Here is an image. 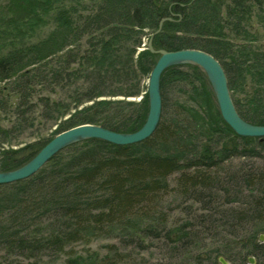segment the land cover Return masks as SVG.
<instances>
[{
	"label": "trees",
	"instance_id": "obj_1",
	"mask_svg": "<svg viewBox=\"0 0 264 264\" xmlns=\"http://www.w3.org/2000/svg\"><path fill=\"white\" fill-rule=\"evenodd\" d=\"M98 1L80 24L70 12L59 10V20L51 35L30 47L35 49L33 59L26 60V54L18 50L0 57V80L20 72L21 78L35 75L43 60L59 52L64 53L60 61L66 57L69 66L76 62L85 66L87 62L92 71L85 75L87 85L74 95L73 107L59 117L54 136L86 123L123 133L143 126L149 113L147 80L158 54L149 49L139 51L131 38L135 34L140 37L147 28L154 33L152 42L156 49L194 48L215 56L225 69L241 117L249 123L264 125V115L257 114L264 109V49L254 46L259 40L257 35L242 25L252 8L257 7L258 20L264 27V0H128L124 21L119 25L111 19L114 3L109 7L107 2ZM229 17H238L234 25L237 34L241 29L242 37L225 33ZM90 27H94L95 33L87 35V47L81 53L75 51L84 45V35ZM75 52L81 56L80 61L75 59ZM28 66L33 67L27 69ZM183 67H189L190 72ZM62 74L52 69L56 80L62 79ZM37 78L42 84L41 75ZM249 79L251 91L242 102L235 94L244 90ZM125 80L131 82L123 84ZM175 83L192 85L189 93L195 102L179 103L178 108L188 118L166 122L168 94ZM161 92L162 117L147 140L131 145L96 138L73 143L65 147L72 152L62 158L65 149L61 150L31 177L0 184V249L9 256L20 257L19 264H33V259L48 253H63L73 242H89L97 235L103 236L105 231L101 229L114 224L115 228L106 236L109 238L119 230L122 235L118 238L126 235L128 246L140 241L139 248H145L149 239L164 238L176 244L175 248L188 249L199 242L200 232L218 224L225 226L227 235L234 239L223 249L217 248V256L223 255L231 264H250L249 258L254 256L255 264H264V242L259 241L264 229L258 224L264 222V168L254 170V165H250L247 169L243 161L237 170H228L225 176L217 170L222 161L231 157L264 159V141L238 135L224 121L210 80L197 65L178 64L166 69L161 77ZM13 124L14 129L20 128L21 124ZM197 126L205 134L197 135ZM216 134L219 139L224 135L227 139L218 147L221 149L215 150ZM46 143L31 144L23 158L20 154L24 150L0 146V172L23 166ZM168 145L170 149H166ZM176 173L181 194L199 203L202 212L195 216L190 212L193 221L187 219L168 227L165 217L160 218L162 211L157 213V209L160 199L169 192L168 178ZM242 194H247L245 202ZM240 201L243 206L235 207ZM130 216L147 217L151 222L142 227L140 222L126 220ZM250 223L255 224L249 226ZM241 225L250 228L245 235L237 234ZM97 258L96 264H111L107 256ZM69 263L82 264L80 260Z\"/></svg>",
	"mask_w": 264,
	"mask_h": 264
},
{
	"label": "rangeland",
	"instance_id": "obj_2",
	"mask_svg": "<svg viewBox=\"0 0 264 264\" xmlns=\"http://www.w3.org/2000/svg\"><path fill=\"white\" fill-rule=\"evenodd\" d=\"M96 1L98 0H0V57L6 55L10 51L18 50L26 54V60L33 59L34 52L32 51L35 49L30 50V47L51 35L59 20V10L70 12L75 20L78 21V24H80V20L84 19V15H88V12L94 9L93 5L97 4ZM100 2H107L109 7L110 3H114L111 6V10L114 11L111 19L112 21H116V25L124 21L123 12L126 9L128 0H100ZM257 9V7L252 8V13L244 18L242 25L248 31L257 35L259 40L255 42L256 44H254V46L263 50L264 27L263 22L258 20ZM224 12L225 10L223 9V13ZM174 15L175 14L171 17L173 18ZM67 16L70 15L67 13ZM237 18L238 17H229L227 20L228 27L225 33L230 37L236 35L242 37L241 29L240 34H237L236 31L238 28H235L234 25L236 22L234 19ZM223 20L225 23L226 19ZM152 32L151 29L147 28L140 37L138 34L133 35L131 39H134L133 42L137 43L136 45L139 51L147 47V43L153 37L152 35L154 33ZM91 33H95L94 27H90L89 30L86 31L83 40L84 45L80 46V49L75 48V51L80 50V53L83 52V47H87L85 43L88 37L87 35H91ZM110 33H112V31ZM71 39H74V41L78 40L77 37H71ZM73 46H75V44H73ZM63 54V52H59L43 60L40 63L42 65L41 70L35 75L32 73L29 74L27 78H21L19 76L21 74L20 72L19 75L15 74L11 78L0 80V146L4 145L13 150H24L21 152L23 155L20 154L22 158L27 155L26 149L31 144L35 143L41 146L54 136L53 131L57 127V123L60 122L59 117L67 108L73 107L71 101H74V95L80 89L84 90V87L87 85V78L85 75L92 72L90 68L86 66L87 62H85V66H82V64L78 62L69 66V60L67 61L66 57L65 60L60 61L64 58L61 57ZM80 57L81 56L76 53L75 59L80 61ZM78 65H80V67ZM33 66H28L27 69H32ZM52 69L62 71L63 74L61 77L63 78H58V80H56L52 75ZM183 70L185 72H190L189 67H183ZM40 75L41 79H44L42 84L39 78L35 79V77ZM122 82L120 85H122ZM128 82L130 83L131 81L125 80L123 84H128ZM245 85L244 90L235 94V98H240L242 102L246 99V93L251 91V80L249 79ZM182 90H184L185 93H183ZM190 90H192V85L190 84L175 83L171 86L165 113L166 122L169 120L181 122L183 116L189 117L187 114L182 113L178 106L179 103L183 101H188L190 103L195 102L193 94L189 93ZM109 98L115 99L114 97ZM34 102L38 103L33 106ZM92 102L93 101L87 102L86 105ZM251 106H253V103H251ZM126 109L127 107L124 110L126 111ZM258 113L264 115V109L257 112V114ZM13 123L21 124L20 128L14 129L13 126L15 125ZM10 129H14V132L5 137L4 133L8 132ZM195 133L201 136L205 134L198 126L195 128ZM226 139L227 136L225 135L221 139H219L217 134L214 135V142L217 143V146L214 145L213 141L212 143L215 150L220 147ZM203 142H205V140H203ZM165 147L166 149L171 148L170 145ZM70 152H72V149L66 148L61 152V157L64 158ZM221 158L222 156H218V159ZM243 161H245V167L247 169H250V165H254L252 168L254 170L258 167L264 168V159L244 160L242 157L236 156L222 161L217 170L223 171V175L225 176L228 170H237L238 167L243 164ZM178 177L179 173H176L168 178L169 192L160 199L157 209V213L160 210L162 211L160 218L165 217L164 219L167 220L168 227L185 223L187 219L193 221L194 218H191L190 212L194 216L196 213L202 212L199 203H194L193 200H189L181 194L180 187H178ZM241 197L244 199L243 202H245L247 194H242ZM243 202L240 201L234 204V206L241 207L243 206ZM127 219L131 222L136 221L142 223V227L149 225V222H151L149 218H142L140 216H130L126 218V220ZM263 223L258 222V224H260V229H264ZM253 224L255 223H250L249 226ZM156 225H158V223H156ZM249 226L244 227L241 225L237 234L245 232L243 234L245 235L250 230ZM212 227L213 229L207 230V232H200V235L198 234L199 242L196 246L184 249L182 247L175 248L176 244L168 240V242H166L164 238L149 239V242H147L148 244L145 243V248H139L138 245L140 241L136 243V245L128 246L126 235H124L123 238H118V236L122 235L119 234V230L113 231L112 236L108 238L106 235L109 234L110 229L115 228V224L113 226L107 225L104 226V229H101L105 231L103 236L97 235L96 238H92L89 242L88 240L73 242L65 248L63 253H48L46 256L33 259L32 262L33 264H70V261L71 263H75V260H80L82 264H96V261L99 259L97 257L101 258L107 256L106 260L110 261L111 264H156L157 262L166 264H222L220 258H224V256H217L218 250L216 249H223L226 243H229L234 237L227 235L228 232L226 228H224L225 226L220 227L216 224L215 226L212 225ZM262 234L264 235V233ZM259 241L264 242V239L260 238ZM118 253L122 255L120 256L121 258ZM115 258L118 260H115ZM18 261H21L20 257L9 256L4 250L0 249V264H19Z\"/></svg>",
	"mask_w": 264,
	"mask_h": 264
},
{
	"label": "water",
	"instance_id": "obj_3",
	"mask_svg": "<svg viewBox=\"0 0 264 264\" xmlns=\"http://www.w3.org/2000/svg\"><path fill=\"white\" fill-rule=\"evenodd\" d=\"M146 48L158 54V59L147 81L149 113L141 128L134 132L123 133L100 125L86 123L64 130L52 137L23 166L14 170L0 172V184H9L31 177L62 149L76 142L96 138L117 145H131L150 138L156 131L163 112L161 77L166 69L178 64H193L203 69L210 80L224 121L238 135L257 137L264 141V125L249 123L239 114L232 97L225 69L216 57L208 52L194 48L178 50L156 49L153 46L152 38L147 43ZM261 239H264V235H261ZM220 261L222 264H229L223 257L220 258ZM250 261L252 262L253 259L251 258Z\"/></svg>",
	"mask_w": 264,
	"mask_h": 264
},
{
	"label": "bare ground",
	"instance_id": "obj_4",
	"mask_svg": "<svg viewBox=\"0 0 264 264\" xmlns=\"http://www.w3.org/2000/svg\"><path fill=\"white\" fill-rule=\"evenodd\" d=\"M151 52H152V51H151ZM153 53H154V52H153ZM155 54H156V53H155ZM133 99H136L137 101H139V100H140V97H139V98H133ZM13 183H14V182H13ZM251 258L253 259L252 262L250 261ZM249 261H250L251 263H255V262H256V259H255L254 257H250V258H249Z\"/></svg>",
	"mask_w": 264,
	"mask_h": 264
},
{
	"label": "flooded vegetation",
	"instance_id": "obj_5",
	"mask_svg": "<svg viewBox=\"0 0 264 264\" xmlns=\"http://www.w3.org/2000/svg\"><path fill=\"white\" fill-rule=\"evenodd\" d=\"M206 52V51H205ZM215 57V56H214ZM221 63V62H220ZM223 66V65H222ZM224 68V67H223ZM256 259V258H255ZM227 262L229 263V264H231V262H229L228 260H227ZM250 262V261H249ZM255 263H257V259H256V262ZM251 264V263H250Z\"/></svg>",
	"mask_w": 264,
	"mask_h": 264
}]
</instances>
